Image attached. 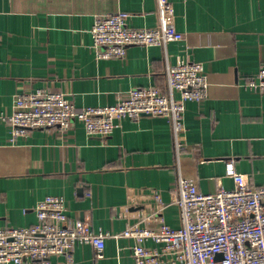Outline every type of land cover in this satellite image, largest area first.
<instances>
[{
	"label": "crops",
	"instance_id": "crops-1",
	"mask_svg": "<svg viewBox=\"0 0 264 264\" xmlns=\"http://www.w3.org/2000/svg\"><path fill=\"white\" fill-rule=\"evenodd\" d=\"M170 2L181 41L131 46L125 57L104 60L92 47L95 19L122 11L129 27L155 28V0H0V115L12 113L15 95L35 89L62 93L78 109L114 105L133 88L165 91L169 66L201 63L208 87L204 101L185 104L181 174L202 193L231 190L230 162L250 186H264V94L242 86L264 66V0ZM10 136L0 125V227L33 225L36 205L59 196L70 223L119 235L129 223L119 215L129 194L156 189L168 203L176 186L171 126L161 117L124 119L105 141L80 125L12 143ZM164 220L180 226L174 205ZM132 245L108 236L100 259L76 245L70 263H51L131 264Z\"/></svg>",
	"mask_w": 264,
	"mask_h": 264
},
{
	"label": "built area",
	"instance_id": "built-area-1",
	"mask_svg": "<svg viewBox=\"0 0 264 264\" xmlns=\"http://www.w3.org/2000/svg\"><path fill=\"white\" fill-rule=\"evenodd\" d=\"M155 3V28L129 27L130 15L122 11L97 17L90 31L97 58H123L131 46L165 47L181 41L183 34L175 29L172 2ZM165 84V91L137 87L114 105L82 109L58 92L35 89L15 95L12 113L0 115V125L10 128L11 143L35 130L56 129L63 134L75 125H80L88 138L105 141L124 119H167L177 175L168 203L156 189L129 194L119 213L129 223L114 236L95 233L83 221L70 223L64 199L45 197L34 208L33 225L0 227V264H52L51 259L57 257L70 263L76 245L91 246L100 259L108 236L133 240L131 264H264V186H250L230 162L226 163V175L233 179L231 190L202 193L196 181L180 172L185 104L201 103L206 98L203 65L189 62L169 66ZM242 86L264 94V66ZM173 205L178 210V228L164 220V211Z\"/></svg>",
	"mask_w": 264,
	"mask_h": 264
}]
</instances>
